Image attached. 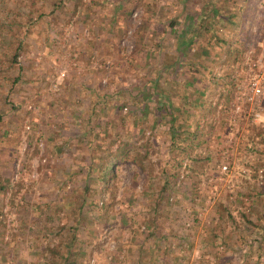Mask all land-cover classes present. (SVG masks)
Masks as SVG:
<instances>
[{"label":"rangeland","instance_id":"1","mask_svg":"<svg viewBox=\"0 0 264 264\" xmlns=\"http://www.w3.org/2000/svg\"><path fill=\"white\" fill-rule=\"evenodd\" d=\"M82 1L91 13L71 14L72 0H0V174L7 183L0 192V264H62L48 250L63 254L59 243L66 239L78 264H264L256 228L264 224V0H218L222 10L235 11L230 22L219 17L215 30L231 55L204 33L178 72L166 77L159 73L160 57L175 60L178 46L168 22H180L173 30L189 33L209 11L206 0ZM128 30L130 50L119 46ZM17 44L13 84L8 50ZM253 76L263 91L258 106L235 114L228 110L233 98L221 104L227 91L233 95ZM175 79L181 89L190 81L206 102L220 101L200 119L206 126L197 147L176 141L187 154L170 144L166 124L153 132L139 121L130 127L138 113L147 112L146 123L152 115L162 119L164 110L155 109L159 93L121 106L111 118L109 93L133 94L147 81L159 83L171 105L182 106L170 86ZM98 86L105 105L89 121ZM190 101L184 122L194 123ZM74 134L94 139L97 152L120 140L147 154L140 163L110 161L113 177L103 185L87 180L86 168L71 161L77 152L66 144ZM222 162L226 173L219 171Z\"/></svg>","mask_w":264,"mask_h":264},{"label":"trees","instance_id":"2","mask_svg":"<svg viewBox=\"0 0 264 264\" xmlns=\"http://www.w3.org/2000/svg\"><path fill=\"white\" fill-rule=\"evenodd\" d=\"M218 0H206L205 3H207V7L209 6L210 9L209 11L213 10V14L208 15L209 11L206 12L205 17H199V20L194 23V25L189 28V33L186 32V30H183L184 27H178V29L173 30V27L176 25H179L180 22H177L176 20H170L168 22V25L172 29V33L175 34V38L177 41V47L176 48V54L177 58L175 60H168L163 57H160L159 61V73L163 72L162 76L166 77L167 74L170 76V74H175L178 72L179 65H181V59L185 56V54L190 51V47L198 42V40L203 37V34H210L211 39H214V42H218L219 44L225 45L224 51L227 53L228 56L231 55L232 53V48L227 45V42L223 40L222 38L219 37V34L216 33V23L219 17H222V20H227L228 22L231 21V17H234L235 11H224L221 9L219 5H217ZM57 5H52L51 7V12L52 10L56 7ZM91 7L89 4H85L82 0H72V6H71V14L73 15H80V14H89L91 13ZM217 9V10H216ZM217 12H220V15L217 16ZM191 13L186 14L185 16V21L189 25L191 21ZM194 17V16H192ZM209 20V21H206ZM208 22V23H207ZM219 22V20H218ZM220 28V27H219ZM183 30V31H182ZM189 34V35H188ZM209 36V35H208ZM209 36V38H210ZM206 43H210L209 39L206 41ZM209 44H207V48L209 49ZM22 49L21 45L17 44V46L13 50H8V54L10 55L9 62L10 65H8V69L11 71V75L13 74L12 82L15 84L19 77H17V73L15 74V63L16 58L18 56V51ZM213 49V47H212ZM184 55V56H183ZM15 74V75H14ZM10 76V75H8ZM223 78L227 76V73L222 74ZM4 79L7 78V75H4ZM10 78V77H9ZM174 83V84H173ZM171 83V88H173L177 92V96L180 99H183L184 103L182 106L176 105L173 106L171 105L170 102V97L168 92H164L161 90V86H159V83L152 82V81H147L143 86L139 88H135L134 93L132 94L131 90H124V91H118L116 93H109V97L112 100L109 101L111 102V105L114 108V113H112V117L114 120L116 119L115 117L116 112L119 111L121 106L123 105H132V104H137L139 101H146L151 99V95L156 93H159L158 98L155 96V109L157 111L164 110V116L162 119L158 116H153L152 115V120L150 123H146V118H147V112H142L138 113L139 115H136L135 117L131 116V120L129 121L130 127H132L133 122L139 121L141 123L147 124V127L150 129L151 132L155 129L156 125L161 124V126H164V124L167 125V134L170 138V144H174V146H177L176 144L179 139L183 140L185 143H188V145L192 148H195L198 146L202 136H203V128L206 126L204 125L203 120L200 121V119L204 118V115L206 112L210 115L213 113V110L215 109L219 99L217 100V103L211 104L210 102H206L205 99H202L204 97L203 91H191V82L188 81L187 79L183 81V89L179 88L181 87V81L178 79H175ZM161 85V84H160ZM235 85L234 80L232 83V87ZM179 86V87H178ZM99 87V86H98ZM101 89V90H100ZM101 87H99L98 90H96L95 95L92 97V110H90V113L88 115V120L92 121L94 118L98 116L99 109H102L103 106L105 105L104 101L99 103L98 101V96L101 95L102 93ZM181 89V91H180ZM152 93V94H151ZM192 95L193 100L190 101L188 100L189 96ZM114 96V98H112ZM107 97V96H106ZM225 100L221 101V104H224L226 100L230 101L231 98L234 99V92L233 95H231V90L227 91V93L224 94ZM115 99V100H114ZM163 99V102L161 101ZM194 104L196 106V115L197 117L195 118V122L191 123L190 121L184 122L186 120H189L188 117L190 114L187 113L186 107L188 106L186 103L189 102ZM137 102V103H136ZM186 102V103H185ZM220 102V101H219ZM133 105V106H134ZM225 105V104H224ZM223 105V106H224ZM100 106V107H98ZM148 107V105H147ZM247 107V105H246ZM154 111V110H153ZM156 111V112H157ZM206 111V112H205ZM154 113V112H153ZM222 113V112H221ZM223 114V113H222ZM178 115H183L184 120L182 123L178 121ZM151 116V114H149ZM2 119V116L0 115V121ZM118 124V123H117ZM99 123H92L91 127H97L98 128ZM97 131V130H95ZM103 131V129H102ZM98 137V135L95 132V138ZM94 139L91 140L90 142L84 139V136H77L73 135L69 138L68 142L66 145L67 148L70 147V145L75 146L76 154L71 157V161L75 163H81V165L86 168L85 170V176L87 180L94 179V180H99L100 183L105 185L108 180L113 177V167L114 163H110V161L113 160H119V159H132V160H137L138 163H140L141 159L146 156L147 151L144 150L143 152H140L138 149H132L130 147V144L124 141L120 140H114L113 143L117 142L115 147L111 150L108 147H104V149H100L99 152L92 150V146L94 145ZM171 145V147H172ZM71 146V147H72ZM69 148L72 151V148ZM181 149L182 154H187L190 153L188 148H185L182 146H177V148ZM189 147V148H190ZM94 148V147H93ZM180 153V151H178ZM60 153V152H59ZM178 155L180 156V154ZM196 153V152H194ZM84 157H81V156ZM83 160V161H82ZM175 162V171H174V176L177 175V170L179 168V163L180 160L177 159L174 161ZM4 177L0 174V192L7 186V183H3ZM8 181V180H7ZM166 184V183H164ZM87 186V184H86ZM164 188V186L162 187ZM238 203L239 200L237 201ZM241 218H244L245 220L247 219L246 214H240ZM256 228L257 232L259 235V241L264 239V224L262 225L261 223H256ZM59 245L63 246V254L59 252L55 247L50 248L48 250V253L51 257H58V260L61 261L62 264H78V261L81 260L77 254H74L72 251V240H64L62 243H59ZM56 260V261H58Z\"/></svg>","mask_w":264,"mask_h":264},{"label":"built area","instance_id":"3","mask_svg":"<svg viewBox=\"0 0 264 264\" xmlns=\"http://www.w3.org/2000/svg\"><path fill=\"white\" fill-rule=\"evenodd\" d=\"M131 18L135 21L138 18V12L134 10L131 13ZM131 30L126 31V36H123L119 42V46L121 48H125L126 50H130L132 45L129 44L127 38L130 36ZM106 64H109L108 62ZM256 78V76H255ZM254 76L250 78L246 84H242L240 86H236L234 90V101L230 102L228 110L232 109L237 114L241 108H245L246 105L249 107L258 106L259 99L263 96V91L260 87V84ZM240 99V101H238ZM227 108V107H226ZM241 111V110H240ZM258 114H254L257 116ZM228 169V163H221L219 167V171L221 173H226Z\"/></svg>","mask_w":264,"mask_h":264}]
</instances>
